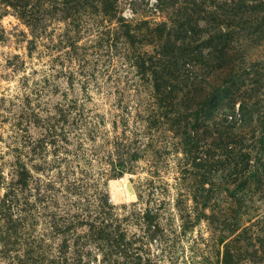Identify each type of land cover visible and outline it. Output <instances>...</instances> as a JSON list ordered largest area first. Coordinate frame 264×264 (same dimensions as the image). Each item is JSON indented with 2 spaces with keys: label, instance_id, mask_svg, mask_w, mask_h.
Instances as JSON below:
<instances>
[{
  "label": "rangeland",
  "instance_id": "rangeland-1",
  "mask_svg": "<svg viewBox=\"0 0 264 264\" xmlns=\"http://www.w3.org/2000/svg\"><path fill=\"white\" fill-rule=\"evenodd\" d=\"M155 3L118 0L133 45L90 12L33 31L0 0V264L49 262L70 221L112 223L121 262L131 243L157 264H264V36H238L234 70L206 52L165 66ZM113 244L90 242L93 264Z\"/></svg>",
  "mask_w": 264,
  "mask_h": 264
},
{
  "label": "trees",
  "instance_id": "trees-1",
  "mask_svg": "<svg viewBox=\"0 0 264 264\" xmlns=\"http://www.w3.org/2000/svg\"><path fill=\"white\" fill-rule=\"evenodd\" d=\"M5 2L18 10L19 15L28 22L33 31L44 27L42 20L46 13L49 15L61 13L60 16L66 19L78 13L90 12L110 22H121L125 27L123 35L127 40H130L133 45L143 43L141 38L140 41L136 40L138 36H136L133 25L132 23L128 24L132 21L120 13L118 0H5ZM155 4L156 8L166 11L168 15L167 20L161 21L163 27L156 30L159 32V42L157 48L154 49L161 56V60H167L164 63L165 66H170L168 64L170 60L167 57H175V52H177L176 57H188L195 61L200 54L206 52L219 67L225 64V67L234 70L236 59L243 54V49L238 45L239 42H235L238 40V36L247 39L264 36V32L258 30L256 26V22H264V0H156ZM139 22L148 23L153 20L142 19ZM201 22L204 24H200ZM214 22H225V24L217 26ZM151 32L155 33L154 29ZM204 35L207 37H201ZM254 91H248L241 95L240 109L243 117L249 107L255 103L258 104L255 102ZM236 99L238 98L234 96V100ZM262 131L263 134L260 136L259 142L264 147V126ZM18 174L17 181L22 190L27 186L28 172L22 170ZM4 196L1 197V202L9 205L12 201L9 193H5ZM0 213L5 217L8 215L5 210ZM83 224L82 222L78 226ZM111 224L105 221L99 224L91 223L89 231L78 232L75 229V224L70 221L67 226L68 232L64 237V244L59 250L60 255L55 254L45 264H93L96 257L93 256L94 248L90 246V242L99 241L110 245V240L117 248L109 246L106 250L105 246L103 248L98 246L103 254L101 264H157V262H152L149 252L143 250V245L133 246L131 243H128V248H122L121 255L125 258L123 262L119 261L116 257L121 246L125 244L119 242L118 238H114L115 232L110 229ZM120 236L121 234L119 238ZM2 241L4 242L3 239ZM182 263L180 262V264ZM33 264H42V259L40 263L35 260ZM172 264L178 263L172 261Z\"/></svg>",
  "mask_w": 264,
  "mask_h": 264
}]
</instances>
